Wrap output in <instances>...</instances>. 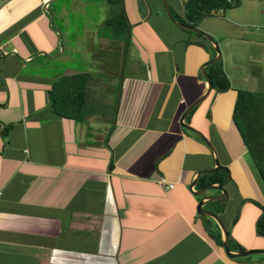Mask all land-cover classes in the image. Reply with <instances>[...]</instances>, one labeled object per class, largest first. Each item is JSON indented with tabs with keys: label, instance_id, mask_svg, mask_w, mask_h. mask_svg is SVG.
Segmentation results:
<instances>
[{
	"label": "crops",
	"instance_id": "obj_1",
	"mask_svg": "<svg viewBox=\"0 0 264 264\" xmlns=\"http://www.w3.org/2000/svg\"><path fill=\"white\" fill-rule=\"evenodd\" d=\"M45 1L0 0V264H264L262 256L229 258L210 236L219 224L197 213L194 191L218 184L210 179L218 171L189 187L214 166L206 144L181 123L207 88L200 68L215 56L210 45L148 0H124L130 31L121 38L100 17L70 33L66 13L83 11L77 1ZM255 24L264 26L262 0H240L194 25L218 43L230 88L212 89L183 120L228 169L235 195L224 204L241 203L235 223L225 205L204 206L228 230L231 251L264 250L251 209L258 198L264 207V185L232 123L238 89L264 92L247 85L248 63L264 68L263 34L243 28ZM238 43L255 45L248 60L233 58L229 46ZM76 75L87 77L91 111L73 119L53 110L50 91ZM160 177L174 187L160 186Z\"/></svg>",
	"mask_w": 264,
	"mask_h": 264
},
{
	"label": "trees",
	"instance_id": "obj_2",
	"mask_svg": "<svg viewBox=\"0 0 264 264\" xmlns=\"http://www.w3.org/2000/svg\"><path fill=\"white\" fill-rule=\"evenodd\" d=\"M262 1L264 2V0ZM106 2L111 7L118 4L121 12L119 15L125 21L126 28H128L129 24L121 0H106ZM239 2L240 0H230L229 2L227 0H185L184 19L169 7L176 20L185 24L196 25L202 18L211 14L212 11L231 8L237 6ZM204 42L208 45L205 39ZM220 62L208 66L209 70L207 71L214 93L224 92L230 88V82L223 72ZM87 81V77L76 75L64 78L54 84L52 91H50L53 110L60 116L73 119L82 118L83 115L88 113L87 111L89 110H87L85 102L87 99ZM232 123L237 128L253 166L264 185V92L238 89L232 112ZM225 170V167H220L217 170L222 174L220 178L211 177L210 179L223 185L228 181V173ZM213 174H217V172ZM261 208L262 212L255 222V231L257 235L264 236V207ZM227 233L229 242V232L227 231ZM210 236L217 243H222L220 232L217 235L210 232Z\"/></svg>",
	"mask_w": 264,
	"mask_h": 264
},
{
	"label": "rangeland",
	"instance_id": "obj_3",
	"mask_svg": "<svg viewBox=\"0 0 264 264\" xmlns=\"http://www.w3.org/2000/svg\"><path fill=\"white\" fill-rule=\"evenodd\" d=\"M76 1H77V5L79 6V8H81L83 11L82 12L78 11L79 13L77 12L78 14H75L74 11L68 10V13H66L68 19L70 20V23L68 24V30L70 31V33H71V31L73 33H75V31L79 30L85 24L91 25L95 20H97L100 17L101 20L103 21V23L105 24V29H107V31H109L112 35H114V36L118 35L116 37H120V38L124 37V36L129 37V31H130L129 25H128V28H126L125 21L122 20V17L119 15L121 12L119 11L118 4L114 5L113 7H111V5H110V7H109V6L105 5L106 0H76ZM167 1H168L169 6L172 8V10L175 13H177L178 15H180V13H181L182 18L184 19L185 18L184 17V1L185 0H167ZM63 2H65V1H63ZM121 3H122V6L124 7V5H123L124 0H121ZM148 3L153 7L161 8V6H162L160 4L161 2L159 0H148ZM101 4L105 5V7L101 8L100 7ZM65 5L68 6L67 3H65ZM181 10H182V12H181ZM118 20H120V21H118ZM57 23H58V25H61V23L58 22V20H57ZM61 27H62V29H65L64 25H61ZM198 28L200 30H202L200 27H198ZM243 28L250 33L260 32L263 34V38H264V26H260L258 24H255L253 26L252 25L243 26ZM180 30H183V29H180ZM184 32H187V31H184ZM131 46H133V45L130 44V46H128V49L126 48V52L121 51V53H120V73L121 74L124 72L126 60H128L130 55L132 54L133 47L131 48ZM262 48H263V46H262ZM229 49H230V52L232 54H234L233 58L240 55V56L245 57V61H246V59L248 60L249 55L254 54L252 52V50H255V45L238 43L235 46H229ZM220 53H221V50H220ZM72 54H73L72 55V61L73 62L77 61V58L79 56L77 57V55L75 53H72ZM252 57L257 58V56H255V55ZM241 61H243V59ZM258 65L259 64H256L253 61L248 63L247 66H248L250 74L253 76V78H252V81L249 82L247 85L250 88L256 89V91H264V68L261 69V67L259 68ZM226 171L228 172L227 168H226ZM217 175L218 176L216 178H220V176L222 174L218 172ZM252 178H253L256 186L260 187L256 178L254 176ZM226 183H227V181L223 185H226ZM228 188H229V191L227 192L228 196H231V197L234 196L235 195L234 191H232L231 187H228ZM258 200L261 202L262 199L258 198ZM217 202H219L220 206L225 205V207H226L225 208V210H226L225 216H227V213L229 211L230 213L228 214L227 217H230V215H232L233 218L231 220L233 222L234 221L236 222L238 220L239 212L242 210L241 203L238 200V198H232V200L226 204H224L225 200L216 201L215 203H217ZM260 202H258L259 205L257 203H254V206L251 208V209L255 210V212H256L255 215H260L262 212ZM228 226H229L228 229L231 228L230 224H228ZM230 233H232V229H231ZM230 245L232 246V244H229V247H231ZM254 251H258V250H254ZM259 254H261V253H259ZM259 254L257 253V254H253L250 256H257L255 258H258L259 256L264 257V255H259Z\"/></svg>",
	"mask_w": 264,
	"mask_h": 264
},
{
	"label": "water",
	"instance_id": "obj_4",
	"mask_svg": "<svg viewBox=\"0 0 264 264\" xmlns=\"http://www.w3.org/2000/svg\"><path fill=\"white\" fill-rule=\"evenodd\" d=\"M163 8H164V12L165 15L167 17V19L176 27L192 32L194 34H197L201 37H203L208 44L210 45V47L212 48V50L215 52V56L213 58H211L209 61H207L206 63H204L201 68H200V72L203 76V78L206 81L207 84V88L205 90V92L195 101L193 102L184 112V114L181 116V123L183 125V128L188 129L190 131H192L193 133H195L208 147V149L210 150V152L213 154V162H214V166L210 169L207 170H202L199 171L197 173V177L192 181V184L189 186L190 189H192L194 186L197 185L198 180H199V176L202 173H213L216 172L217 170H219V168L221 167L219 164V161L217 159V157L214 155V151H213V147L211 146V144L208 142V140L200 133L196 132L195 130H193L192 128L188 127L186 124H184V118L195 108L197 107V105H199L204 99L207 98V96L210 94L211 90H212V82L210 79V76L206 70V68L208 66H211L219 61H221V53H220V49L218 46V43L216 42V40L207 32L200 30L197 26L194 25H190V24H185L182 23L178 20H176L174 18V16L172 15V12L170 10L169 4L167 0H160ZM226 171V170H225ZM227 172V171H226ZM209 189H215L217 190L219 193L215 194V195H205L206 191H208ZM194 195L196 196H200V199L198 200V204H197V213L200 216L206 215L209 216L211 218H213L214 220H216V222L219 224L220 229H221V241H222V247L225 251V253L227 254V256L231 259H237V258H243L249 255H253V254H264L263 250H258V251H254V250H239V251H231L229 248V242H228V233L226 228L224 227L223 223L221 222V220L219 219V217L217 216V214L207 208H205L204 206L208 203V202H215V201H223L227 199V190L220 184H207L201 188H199L198 190L194 191Z\"/></svg>",
	"mask_w": 264,
	"mask_h": 264
},
{
	"label": "built area",
	"instance_id": "obj_5",
	"mask_svg": "<svg viewBox=\"0 0 264 264\" xmlns=\"http://www.w3.org/2000/svg\"><path fill=\"white\" fill-rule=\"evenodd\" d=\"M227 1L229 2L230 0H227ZM47 2H48V0L45 1V6H47ZM158 183L160 186H162L163 188H166V189H172L174 187V184L171 182H168L165 177H160L158 179Z\"/></svg>",
	"mask_w": 264,
	"mask_h": 264
},
{
	"label": "flooded vegetation",
	"instance_id": "obj_6",
	"mask_svg": "<svg viewBox=\"0 0 264 264\" xmlns=\"http://www.w3.org/2000/svg\"><path fill=\"white\" fill-rule=\"evenodd\" d=\"M160 1V0H159ZM161 2V1H160ZM162 4V3H161ZM163 6V5H162ZM224 187V185H222Z\"/></svg>",
	"mask_w": 264,
	"mask_h": 264
}]
</instances>
